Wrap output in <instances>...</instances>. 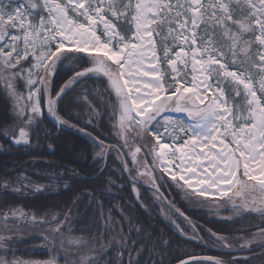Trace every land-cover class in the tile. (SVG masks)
Masks as SVG:
<instances>
[{
	"label": "snow or ice",
	"instance_id": "1",
	"mask_svg": "<svg viewBox=\"0 0 264 264\" xmlns=\"http://www.w3.org/2000/svg\"><path fill=\"white\" fill-rule=\"evenodd\" d=\"M0 97L9 109L0 135L38 148L41 133L52 135L45 121L55 131L71 128L85 138L101 181L76 189L58 214L4 197L59 194L57 182L72 180L74 170L49 173L48 184L24 174L0 181V264H24L14 237L33 227L49 230L43 239L56 255V246H73L64 264H143L149 244L156 264H167L174 241L153 239L133 206L113 197L121 177L103 179L113 154L134 191L138 175L148 178L176 233L226 250L221 258L177 257L178 264H264V0H0ZM104 118L108 138L97 131ZM165 188L194 208L212 207L209 198L231 202L234 223L252 213L259 223L239 236L212 229L201 236ZM63 189L74 192L67 183ZM256 192L251 205L234 199ZM136 199L147 206L139 192ZM81 214L92 227L77 236L72 226ZM56 255L46 264H59Z\"/></svg>",
	"mask_w": 264,
	"mask_h": 264
},
{
	"label": "trees",
	"instance_id": "2",
	"mask_svg": "<svg viewBox=\"0 0 264 264\" xmlns=\"http://www.w3.org/2000/svg\"><path fill=\"white\" fill-rule=\"evenodd\" d=\"M14 2H18V0H14ZM89 84L91 85V81H89ZM8 111V106L5 104L3 97H0V124L7 120ZM110 127L111 125L108 123L107 118H104L97 125V131L102 132L108 138V129ZM43 128L50 131L52 135L48 139H44L41 133V141L38 148L15 147L11 139L0 135V181L24 174L30 177L31 181L36 185L48 184L51 182L49 173H62L67 177L73 176L74 170L76 175L73 176L72 180L57 182L60 185L59 194L56 191L30 192L27 196L20 197L10 192L4 197L11 204L22 207L25 210H32L41 214L45 211H51L58 214L63 209L65 202L79 195V192L75 191L76 189L87 192L91 187L100 186L101 181L96 179L99 173L92 172L93 164L89 152L84 147L86 143L84 137L74 133L71 128L63 131L53 130L51 119L45 121ZM50 144L52 148H49ZM37 156L40 159L34 160V157ZM107 163L111 165V168L107 170L103 179L107 180L109 178L108 173H114L115 177H121L118 180L117 187L112 189L113 197L120 204L133 206L136 216L150 226L148 232L153 239H156L159 234H166L174 241L171 255L166 254L167 264H177V257L187 258L193 253L197 256L221 258L220 253L226 251L225 249L213 246L211 243L205 245L202 241L193 242L191 239L176 233L171 227L172 224L170 225L168 220L159 212L160 210L155 203L156 199L152 190L144 185H137L140 190V198L147 205L146 207H141L134 195L131 179H123V177H127L126 172L121 174L118 170L119 162L112 156L107 160ZM63 183H67L74 192L65 191ZM162 191L170 200L175 201L176 207L183 211L191 221L204 229L203 232L198 233L201 236L206 235L208 229H212L220 235L239 236L243 235V232L248 230L250 226L254 230L259 223L256 218L258 215L254 213L251 214L249 219L234 223L239 218L233 217L231 210H226L222 214L224 215L223 218L221 217L222 215H214L212 217L205 211L192 209L188 201L182 196L176 195L174 189L165 188ZM75 220L77 222L72 227L74 234L77 236L92 227L90 223L85 222V217L82 214L76 216ZM179 220H183V217H179ZM44 230L48 229L33 227L32 230L22 229L15 235L14 240L18 258L38 261L50 260L53 252L42 247V244H46L42 236ZM189 231L191 232V229ZM133 238L141 239L135 237L134 234ZM137 246L139 247V245ZM115 247L119 248L121 246L115 245ZM115 256L116 253L113 252L112 257ZM124 258L127 259V256ZM245 258H248L247 253H238L237 259ZM142 260L143 264H156L159 260L156 252L152 250L151 244L147 245L146 251H142ZM256 264H259V262L257 261Z\"/></svg>",
	"mask_w": 264,
	"mask_h": 264
},
{
	"label": "rangeland",
	"instance_id": "3",
	"mask_svg": "<svg viewBox=\"0 0 264 264\" xmlns=\"http://www.w3.org/2000/svg\"><path fill=\"white\" fill-rule=\"evenodd\" d=\"M173 118H178V117H173ZM180 119V118H179ZM187 121V120H186ZM186 121H184L185 123H186ZM141 155H142V153H141ZM113 157H114V159H115V155L113 154ZM129 159H130V157H129ZM119 163H120V161L119 160H117ZM132 168H137V165H130ZM141 171H143V169H141ZM126 174H127V172H126ZM128 175V174H127ZM157 175H158V173H157ZM148 181V178L147 177H142V176H137V185H144V186H146V187H148V188H150L151 190H152V187H151V185L147 182ZM133 192H134V195H135V197H136V193L137 192H139V196H140V190H139V188L137 187L136 188V191H134L133 190ZM152 193H153V191H152ZM260 193H258V192H256V193H252V194H242L240 197H234V199L236 200V203L237 204H240V203H242V202H244L245 200H247V202L251 205V203H252V197H257V198H259L260 197ZM154 196V195H153ZM209 199H212L213 200V206L212 207H209V208H194L189 202V205H190V207L192 208V209H195V210H202V211H205L206 213H208V215H210V216H212V217H214V215L215 216H220V215H222L226 210H228V211H232V204H231V202L228 204V205H225L224 204V201L223 200H221L218 204H216L215 203V200H214V198H209ZM187 201V200H186ZM154 203V202H153ZM155 203L157 204V207L159 208V210H160V208H161V205H160V201L159 200H155ZM159 212H161V210L159 211ZM254 214H257V213H254ZM161 215H163L165 218H166V216L161 212ZM232 215V214H231ZM258 215V214H257ZM222 218L224 217V215H222L221 216ZM226 217V216H225ZM227 217H229V216H227ZM167 219V218H166ZM168 220V219H167ZM168 223H169V221H168ZM170 225H171V223H169ZM171 227L175 230V226L172 224L171 225ZM48 231L49 230H44L42 233V236L44 237V236H46L47 235V233H48ZM184 237H186V238H188L187 236H184ZM49 239H50V237H49ZM42 247L45 249V250H48V251H52V246H50V245H47V244H42ZM56 248H57V252H58V255H56V253H54L53 251V255L51 256V258L50 259H52L53 258V256L54 255H56V258H57V260L59 261V264H64V261L61 259V257H67L69 260H71L72 259V256L70 255V252H71V249L73 248V246L72 245H67V247H65V248H61V247H59V246H56ZM18 258V257H17ZM18 259H20V258H18ZM20 260H22L23 262H24V264H46V262L47 261H38V260H23V259H20Z\"/></svg>",
	"mask_w": 264,
	"mask_h": 264
},
{
	"label": "bare ground",
	"instance_id": "4",
	"mask_svg": "<svg viewBox=\"0 0 264 264\" xmlns=\"http://www.w3.org/2000/svg\"><path fill=\"white\" fill-rule=\"evenodd\" d=\"M172 115H176V116H184L185 117V119H186V114H183V113H180V114H175V113H173ZM187 120V119H186ZM190 121L189 120H187L186 121V123H189Z\"/></svg>",
	"mask_w": 264,
	"mask_h": 264
},
{
	"label": "water",
	"instance_id": "5",
	"mask_svg": "<svg viewBox=\"0 0 264 264\" xmlns=\"http://www.w3.org/2000/svg\"><path fill=\"white\" fill-rule=\"evenodd\" d=\"M106 79V78H105ZM172 115V114H171ZM173 117H180V116H176V115H172ZM181 117H184V116H181ZM180 117V118H181ZM185 118V117H184ZM182 119V118H181ZM12 142V141H11ZM13 145L15 146V147H20V146H23V145H15L14 143H13ZM178 264V263H177Z\"/></svg>",
	"mask_w": 264,
	"mask_h": 264
}]
</instances>
